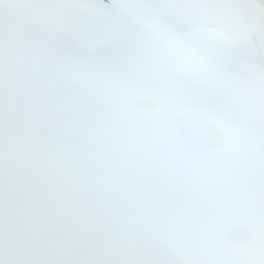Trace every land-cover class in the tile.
Wrapping results in <instances>:
<instances>
[{"label":"snow or ice","instance_id":"snow-or-ice-1","mask_svg":"<svg viewBox=\"0 0 264 264\" xmlns=\"http://www.w3.org/2000/svg\"><path fill=\"white\" fill-rule=\"evenodd\" d=\"M0 264H264V0H0Z\"/></svg>","mask_w":264,"mask_h":264}]
</instances>
